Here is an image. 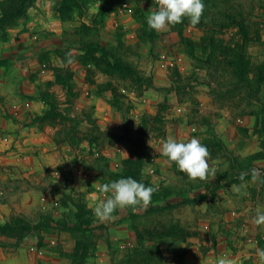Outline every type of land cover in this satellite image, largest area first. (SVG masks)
<instances>
[{
    "label": "rangeland",
    "instance_id": "obj_1",
    "mask_svg": "<svg viewBox=\"0 0 264 264\" xmlns=\"http://www.w3.org/2000/svg\"><path fill=\"white\" fill-rule=\"evenodd\" d=\"M204 4L157 32L155 0H0V225H32L0 264H264V0ZM169 137L207 146L206 179ZM129 176L149 205L97 218Z\"/></svg>",
    "mask_w": 264,
    "mask_h": 264
},
{
    "label": "clouds",
    "instance_id": "obj_2",
    "mask_svg": "<svg viewBox=\"0 0 264 264\" xmlns=\"http://www.w3.org/2000/svg\"><path fill=\"white\" fill-rule=\"evenodd\" d=\"M157 8L146 17L149 30L157 32L167 31L170 27L188 19L192 26L200 23L205 4L204 0H155ZM69 54L68 63H71ZM162 154L169 162H174L179 171L190 180H204L210 173L208 164L209 151L198 138L188 141L167 138L162 144ZM253 179H256L259 170H250ZM248 172H242L239 179L244 180ZM157 185H145L135 178L121 177L101 184L99 191L109 194L105 200L98 202L93 208L94 215L104 220L119 208L143 206L151 202L153 193L157 192ZM239 192V188L236 189ZM254 223L264 225V211L257 210ZM264 255V252H262ZM217 264H227L225 259H219Z\"/></svg>",
    "mask_w": 264,
    "mask_h": 264
},
{
    "label": "trees",
    "instance_id": "obj_3",
    "mask_svg": "<svg viewBox=\"0 0 264 264\" xmlns=\"http://www.w3.org/2000/svg\"><path fill=\"white\" fill-rule=\"evenodd\" d=\"M30 226V222H23L22 220H19L17 222H6L5 224L0 225V230H6L7 228H16V227H25ZM32 226V225H31Z\"/></svg>",
    "mask_w": 264,
    "mask_h": 264
}]
</instances>
